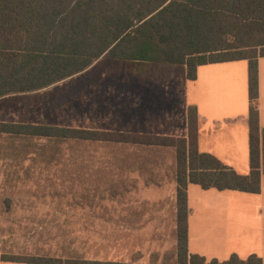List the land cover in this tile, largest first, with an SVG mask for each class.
Instances as JSON below:
<instances>
[{"label":"rangeland","instance_id":"1","mask_svg":"<svg viewBox=\"0 0 264 264\" xmlns=\"http://www.w3.org/2000/svg\"><path fill=\"white\" fill-rule=\"evenodd\" d=\"M183 70L160 66L140 79L103 59L0 98V122L186 140L198 125L180 115ZM134 145L0 134V262L173 264L176 150Z\"/></svg>","mask_w":264,"mask_h":264},{"label":"trees","instance_id":"2","mask_svg":"<svg viewBox=\"0 0 264 264\" xmlns=\"http://www.w3.org/2000/svg\"><path fill=\"white\" fill-rule=\"evenodd\" d=\"M264 57V0H0V98L42 90L85 71L100 58L129 64L198 66L248 61L249 172L238 174L188 140L131 136L44 124L1 123L0 134L81 142H133L176 150L175 264H264L255 254L206 261L187 254V185L260 192L264 177V129L254 106L258 58ZM195 108L188 121L196 122ZM192 124V123H191ZM191 132V134H190ZM12 262L13 260H3ZM61 264L55 259L13 261ZM65 264H124L65 262Z\"/></svg>","mask_w":264,"mask_h":264},{"label":"crops","instance_id":"3","mask_svg":"<svg viewBox=\"0 0 264 264\" xmlns=\"http://www.w3.org/2000/svg\"><path fill=\"white\" fill-rule=\"evenodd\" d=\"M103 59L108 58H100L91 66ZM111 61L124 65L128 73L140 79L147 78L160 66H167L152 65L149 67L123 61ZM257 62L258 97L254 101V106L259 113V126L264 129V57H259ZM182 68L184 69V103L180 115L184 124L188 125V108L192 107L196 110L197 151L200 154L214 156L224 166L238 174H248L249 130L247 116L250 104L248 61L242 59L201 65L197 67L194 79H188L185 67L182 66ZM162 98L165 97L162 95L156 101L161 102ZM153 108L155 107L150 109ZM91 131L97 130L92 129ZM186 140H188V136ZM134 146L153 147L139 144ZM175 162L176 180V158ZM186 192L188 258L196 255L205 258L206 261L215 259L221 262L229 259L233 254L240 259H246L255 254L264 259V177L261 179L258 194L233 190L219 191L214 188L203 189L195 183H189ZM174 250L173 257L176 262L177 242ZM129 263L139 264L137 262ZM0 264L27 263L3 261Z\"/></svg>","mask_w":264,"mask_h":264}]
</instances>
